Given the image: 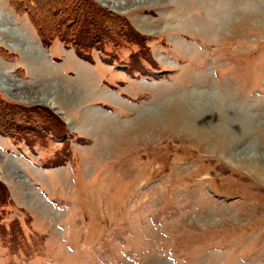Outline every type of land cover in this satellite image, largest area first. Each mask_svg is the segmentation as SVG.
I'll use <instances>...</instances> for the list:
<instances>
[{"label": "rangeland", "instance_id": "1", "mask_svg": "<svg viewBox=\"0 0 264 264\" xmlns=\"http://www.w3.org/2000/svg\"><path fill=\"white\" fill-rule=\"evenodd\" d=\"M116 1L0 0V264H264V0Z\"/></svg>", "mask_w": 264, "mask_h": 264}, {"label": "bare ground", "instance_id": "2", "mask_svg": "<svg viewBox=\"0 0 264 264\" xmlns=\"http://www.w3.org/2000/svg\"><path fill=\"white\" fill-rule=\"evenodd\" d=\"M103 2H106V0H102ZM136 1H138L139 3H147V0H126V2H123L122 0L121 1H116L117 3H114V4H116L115 6H123V5H125V4H133V3H137ZM26 48H27V46H26ZM18 49V48H17ZM9 78L8 77H6L5 76V74H0V87H1V89H4L5 91H8V92H11V91H13V90H17L16 88H18V86H12L9 82V80H8ZM11 87H13V88H11ZM50 92L49 93H45V94H43V95H41L38 99L39 100H41V101H43V102H45V103H49L50 105H52L54 108H56V103H53V102H55L56 101V95H57V91L55 90V89H53V90H49ZM12 93V92H11ZM16 94V93H15ZM19 97H21V96H19ZM227 97H225V98H222V96L220 97V99H219V101L218 102H215L214 103V105H213V110H212V112L211 113H214V116H213V118H214V122L213 123H217V119H219L220 117H222L223 119H225L224 121L222 120L221 121V123L220 124H218V127H220L221 129L223 128V127H228V125L230 126V131L228 132V130L226 131V133H225V136H224V141H225V143H224V148H225V150H231V147L233 146V144L234 145H236V144H238L239 143V139H238V137H237V131L238 130H240L241 129V127H243V129H244V126H243V124H242V122H241V120L239 119V116L238 117H236V116H233L232 114H234L235 112H237L236 111V109H237V107H239V106H237V102H232V104H230V106L232 107L231 108V111H230V113L229 114H225L224 115V113H222V106L224 105V104H226V101H228V99L227 100H225ZM207 102V101H206ZM235 106H237L236 108H235ZM52 107V108H53ZM186 107V106H185ZM189 108V107H188ZM200 108H201V106H200ZM240 108V107H239ZM198 108H195V113L192 111V113H191V115L189 114L190 113V110H188L189 112H185V111H183V113H186V114H188V116H189V118L187 119V121L190 123V125H191V131L193 132V133H196V134H198L197 136H199V133H206L207 132V130H209L207 127V125H208V122L205 120V119H207V115L204 113V111H202V109H201V111L202 112H197L196 113V110H197ZM192 110V109H191ZM182 113V112H181ZM208 114V113H207ZM238 114V113H237ZM194 118H199V119H201L202 121L200 122V124H199V127L200 128H202V129H199L198 127H196L195 125H194V123H193V119ZM212 123V122H211ZM234 123H235V125H234ZM217 128L215 127L214 128V130H216ZM218 130V129H217ZM222 132H223V130L220 132V134H222ZM225 132V131H224ZM220 134H216V135H219V136H221L222 137V135H220ZM202 139H208L207 138V136H204L203 138H201V140ZM248 145V144H247ZM231 146V147H230ZM250 147V146H249ZM248 147V148H249ZM252 147V146H251ZM234 149V147L232 148V150L231 151H234L233 150ZM251 150V149H250ZM243 159L245 160V156L246 155H244V153H243ZM250 157V156H249ZM246 161V160H245ZM256 169V168H255ZM256 171V170H255ZM258 174V173H257Z\"/></svg>", "mask_w": 264, "mask_h": 264}, {"label": "trees", "instance_id": "3", "mask_svg": "<svg viewBox=\"0 0 264 264\" xmlns=\"http://www.w3.org/2000/svg\"><path fill=\"white\" fill-rule=\"evenodd\" d=\"M60 6H61L62 10H66L67 13L70 14V17L72 19H74L75 17L77 18V16L78 17H83L84 16V14L81 13L82 7H81L79 2L75 3L74 0H72V1L71 0H60ZM77 20H80V19H77ZM43 25H44V23H42V26L39 27L40 34H41V42H42V44L47 45L46 44L48 42L47 40H51V39L50 38H46V36H47L46 35V30L44 28L43 29H44L45 32H43V30H42ZM67 33L68 32H66V34ZM134 34H136V33H134ZM78 54L80 55V57L86 58V56H83L80 52H78ZM45 112L47 113L46 116L48 118H52L53 120L56 119V117L52 113L47 112L46 110H45ZM50 130H52V129H50Z\"/></svg>", "mask_w": 264, "mask_h": 264}]
</instances>
